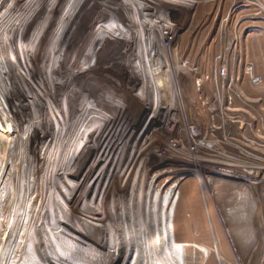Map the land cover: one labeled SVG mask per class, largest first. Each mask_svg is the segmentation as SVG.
I'll return each mask as SVG.
<instances>
[{
	"label": "bare ground",
	"instance_id": "bare-ground-1",
	"mask_svg": "<svg viewBox=\"0 0 264 264\" xmlns=\"http://www.w3.org/2000/svg\"><path fill=\"white\" fill-rule=\"evenodd\" d=\"M23 1H5L0 6V72H9L5 75L12 87L10 91L6 87L12 128H6L1 117L0 128L7 137L21 141L24 147L14 146L18 151L32 157V190H27L22 200V204L29 209L28 218L26 226L23 220L20 224L25 234H31V238L19 246L23 257L17 263L34 261L39 244L43 253L36 259V264L48 262L49 254L56 248L62 255L54 264H98L97 261L105 256L112 264L113 260L119 261V252L124 245L114 241L124 234L126 225L119 224L117 227L112 222L120 191L126 192L122 205L142 199L145 176L142 179L139 173H134V176V169L139 168L140 158L147 155L140 164L144 167L143 171L140 170L144 172L148 169L147 172H150L153 166L149 165L148 157L154 159L167 154L163 147L155 146L154 136L165 138L172 128L171 124L179 123L175 116L178 110L174 106V92L177 90L174 85L165 82L163 89L173 92V99L164 108L160 106L157 87L147 83L144 72H137L133 64L143 71L149 63L143 55L145 51L152 57L151 62L155 59L161 62L163 70L177 72L181 76L178 82L187 78L188 72H194L189 69L190 53H185L186 44L182 45L181 41L198 31L200 36L204 34L201 30L203 24L198 26L196 15L190 29L186 28L190 13L194 11L196 14L198 5L194 2L186 4L185 0H27L26 5ZM121 29L123 33L118 32ZM182 30L185 33L180 36ZM177 44L179 48L175 51L173 48ZM198 44L199 38L195 46ZM182 62L184 65L178 68L177 65ZM181 88L179 82L184 111L187 106L192 108L194 100L191 102ZM141 110L145 113L142 119L136 116L141 114ZM171 114L173 121L165 127V120ZM150 115L152 118L159 115L162 126L159 127L157 119L149 120ZM22 118L30 120V123L25 124ZM95 120L99 123L93 125ZM189 131L180 129L185 136ZM127 137L129 143L124 142ZM127 149L133 151L132 163L121 174L122 163L126 160V154H122ZM117 159L120 160L112 174L108 176L104 172L102 184L99 180L94 183L93 178L100 165L109 167L111 161ZM19 166L11 176L16 178L19 175L14 184L22 185L26 182L23 174L20 175ZM46 173L49 178L43 185L40 178ZM133 176L134 181L141 182V190H138L136 182L133 192H129ZM159 180L160 177H154L151 186L157 194L165 189L163 183L157 185ZM59 190L62 192L59 193ZM14 194L8 196V203L16 202ZM89 195L93 196L92 204L104 211V215L83 204ZM95 201L98 203L95 204ZM66 202L82 208L83 220L66 224L70 230L65 227H56L54 231L46 229L40 222L49 204L46 210L49 222L61 215L65 219L71 218L73 213L69 211L72 209H68ZM150 213L152 216V210ZM167 219L170 228H175L173 218ZM167 221L165 218L164 222ZM102 223L109 230L106 236L99 228ZM88 224H95L96 227L91 230ZM42 230L45 231L43 236ZM170 233V238L176 236L175 229L174 235L172 231ZM51 235L59 240L55 239L53 243L41 240ZM98 235L103 238L97 247ZM94 238L96 244L89 245ZM93 252L94 255H88ZM88 258L92 260L86 263ZM172 261L174 264L181 263L175 257Z\"/></svg>",
	"mask_w": 264,
	"mask_h": 264
},
{
	"label": "rangeland",
	"instance_id": "rangeland-1",
	"mask_svg": "<svg viewBox=\"0 0 264 264\" xmlns=\"http://www.w3.org/2000/svg\"><path fill=\"white\" fill-rule=\"evenodd\" d=\"M5 1L11 3L14 0H3L0 6ZM26 1H23V5H26ZM193 2L198 7L196 14L194 11L190 13L186 28L190 29L196 15L198 26L203 24L201 30L204 34L200 36L198 31L181 41L182 45L186 44L185 53H190L189 69L194 72H188L187 78L179 81L184 94L191 102L194 100L192 108L187 106L186 110H182L183 97L178 89V78L181 76L177 72L163 70L161 62L158 59L151 62L152 57L145 51L143 55L149 63L143 67V71L133 64L137 72H144L147 83L157 87L160 106L164 108L173 99V92L163 89L165 82L174 85L177 89L174 92V106L178 110L175 116L179 123L171 124V114L164 124L165 127L171 124L168 135L165 138L154 136L155 146L163 147L167 154L154 159L148 157L149 165L153 166L150 172H147L148 169L141 172L144 167L140 164L147 155L140 158L139 168L134 169L133 175L139 173L141 179L145 176L142 199L122 205L126 192L120 191L117 212L112 222L117 227L119 224L126 225L124 234L114 241L115 244L121 242L124 245L121 253L118 251V263L113 260L112 264H174V257L181 260L178 264H264V0H185L186 4ZM118 32L123 33L122 29ZM184 33L185 30H182L179 35L183 36ZM198 38L200 44L196 47ZM178 48L177 44L173 49L177 51ZM182 65L184 62L177 67L181 68ZM5 74L9 72H0V117L6 128L11 129L6 89L10 91L12 87ZM144 114L141 110V114L136 116L142 119ZM22 119L25 124L30 123V120ZM148 119H157L159 127L162 126L159 115L154 118L150 115ZM96 123L99 122L95 120L93 125ZM182 128L190 129L187 136L180 133ZM124 142L129 143L128 137ZM15 144L17 148L24 147L19 139L7 137L0 128V264H24V261L17 263L23 257L22 253L20 255L21 248H18L31 238V234H25L20 224L23 220L26 226L25 220L28 218L29 209L22 204V200L26 191L32 190V157L18 151ZM132 152L127 149L124 153L123 150L122 155L126 154V160L122 163L121 174L132 163ZM119 160L111 161L109 167L100 165L93 182L99 180L101 185L104 172L110 176ZM18 165L20 175L25 177L26 183L22 185L14 184L19 175L16 178L11 176L17 172ZM134 176L129 192H133L137 182ZM154 177H160L157 185L161 182L165 186L158 194L151 187ZM47 178L49 176L46 173L40 178V183L44 185ZM140 184L137 182L138 190H141ZM13 192L17 200L8 203V196ZM92 200L93 196L89 195L83 204L104 215V211L93 205ZM65 204L68 209H72L69 211L73 213L71 218L65 219L61 215L49 222L46 211L49 204L40 223L51 231L63 227L70 230L66 224L80 223L84 217L82 208L68 202ZM121 209L123 211L120 212ZM156 216H160L157 221ZM165 218L166 221L167 218H173L175 228H170V222L165 223ZM103 224L99 228L103 229V235L106 236L109 230ZM94 226L88 224L91 230ZM164 226L167 227L166 233ZM173 229L177 237L170 238L171 231L174 235ZM42 238V241L51 243L55 239L59 240L53 235ZM96 238L89 245L96 244L98 247L103 237L98 235ZM40 247L39 244L36 246L34 261L29 264H36V259L43 253ZM56 249L49 254L50 259L45 264L56 263L62 255ZM94 254L88 253L89 256ZM97 262L111 264L106 256Z\"/></svg>",
	"mask_w": 264,
	"mask_h": 264
}]
</instances>
